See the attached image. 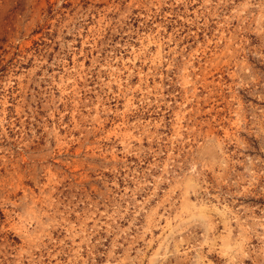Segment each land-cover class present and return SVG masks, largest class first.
I'll list each match as a JSON object with an SVG mask.
<instances>
[{
	"label": "rangeland",
	"instance_id": "374dc122",
	"mask_svg": "<svg viewBox=\"0 0 264 264\" xmlns=\"http://www.w3.org/2000/svg\"><path fill=\"white\" fill-rule=\"evenodd\" d=\"M0 264H264V0H0Z\"/></svg>",
	"mask_w": 264,
	"mask_h": 264
}]
</instances>
